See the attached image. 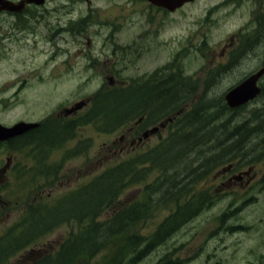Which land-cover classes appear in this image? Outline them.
<instances>
[{
    "label": "rangeland",
    "instance_id": "rangeland-1",
    "mask_svg": "<svg viewBox=\"0 0 264 264\" xmlns=\"http://www.w3.org/2000/svg\"><path fill=\"white\" fill-rule=\"evenodd\" d=\"M133 1L135 0H96L90 8L84 2H77L75 5L67 0H49L46 7L37 13L38 19L32 17V22L28 19L34 30H25L18 43H9L8 57L0 60V99L6 100L10 97L11 103H19L16 107L12 106L11 115L19 113L33 120H54L60 116L58 120L67 121L66 117L70 115H63L62 109L76 101H82L86 106L87 100L105 79L102 74L109 66L118 63L120 67L122 62L123 77L143 78L171 62L174 56L177 59V53L183 72L198 78V99L207 101L209 112L213 115L215 104L221 102L231 86L264 66V28L249 35L247 42H243V38H237L243 36L241 27L252 28L254 22L264 15V0L247 1L235 13H208L202 10V1L196 0L167 14L151 9L146 0H143L145 3L141 0L137 3ZM92 8L100 9L98 11H101V17L107 27L101 30L103 35L99 43L102 42L104 33L109 30L110 23L107 24V21L114 22L118 27L114 30L112 40L105 45L106 53L100 55L99 61L95 58H72L65 52L71 51L72 48L68 39L69 32L58 28L53 31L46 26H56L58 22L66 23L70 16H84L87 11L96 15L97 12ZM252 8L256 12L255 19H252ZM115 14L120 15L119 21L122 24L117 22L119 17L115 18ZM58 33L62 34L57 36ZM48 37H53V40ZM87 61H90L88 67ZM92 63L93 66H90ZM211 71L214 74L207 86L206 78ZM261 84L264 88V77ZM256 115H259L260 120ZM71 117L74 120L76 118ZM228 117L231 127L236 121L245 120L251 125L262 121L264 93L262 97L243 106L238 116L232 117L229 113ZM226 118V114L215 116L212 124L219 127ZM161 120H158L156 125ZM131 123L132 121L128 122L115 132L114 129L100 130L94 123L86 122L78 127L77 135L64 140L57 147L54 146L41 165L39 185L37 176L33 175V168H29L24 173L27 179L25 194L20 193L18 186H14L12 201L25 197V203H12L8 207L0 205V211L5 207L10 211L8 219L5 218L6 211L0 213V234L2 231L6 234L13 225L23 220L30 202H42L36 201V196L38 199L42 195L45 199H53L56 195L90 180L106 167L131 154L145 151L157 144L161 136L168 134V130H162L160 134L154 135L145 147L134 150L128 146L116 156L115 146L126 147L125 141L120 139L121 136L126 133L128 139L133 137L129 133ZM226 132L227 130L219 127L215 135L222 138ZM263 136L264 131L255 138L243 141V146L249 149L256 145L255 151L249 152L248 156L244 155L247 150L237 153V170L254 168L251 182L247 184L246 178L242 182L230 183L225 177H214L215 171L229 165V162L222 163L220 168L217 166L202 184L212 185L214 188L219 186L220 197L190 222L178 228L165 243L147 252L136 264H153L168 254L171 259L175 258L178 264H247L249 260L264 261V161H258L255 157L257 153L264 151ZM214 148L215 146L211 145L209 150L212 152ZM259 148L260 150L256 151ZM231 157L229 156V159ZM25 161L26 164L32 163L28 158ZM183 163V166L188 164V167H192L198 166L201 160L191 155V158L184 159ZM43 172L49 173V177L44 179ZM53 173L56 174L54 177ZM32 176L34 188H31L30 184ZM198 189L201 188L198 186ZM140 192L138 186L131 187L126 189L120 198L130 201L136 199ZM159 213L161 214L139 226L142 233L149 234L156 229L164 215ZM255 220L260 221L253 232H245L241 227H232L234 223L246 222L253 225ZM78 224L75 221L63 223L49 234L37 236L32 245L11 255L9 263L32 264L39 261L43 254L53 253L71 230L78 229ZM104 255L105 252L99 253L88 258V262L82 260L81 264H104Z\"/></svg>",
    "mask_w": 264,
    "mask_h": 264
},
{
    "label": "trees",
    "instance_id": "trees-1",
    "mask_svg": "<svg viewBox=\"0 0 264 264\" xmlns=\"http://www.w3.org/2000/svg\"><path fill=\"white\" fill-rule=\"evenodd\" d=\"M178 78L179 73L172 72L166 79L170 86L163 91L160 87L154 89L152 99L161 104L155 107V112L162 108L165 114H170L180 109L184 101L193 98L196 83L189 78L179 83ZM166 81L159 84L167 86ZM131 87L120 86L101 92L95 100L92 113L105 116L107 124L110 120L116 121L115 125L136 117L145 109L142 104L145 95L141 93L136 99ZM182 93H185V97L179 98ZM206 110L208 113H205ZM212 116L208 105L198 102L178 123V129L154 147L152 152L137 158L130 157L106 168L86 185L64 194L54 202L43 201L36 209L32 205L30 214L12 228L19 234L10 240H0V249L8 245L11 252L17 251L37 236L49 234L56 226L75 221L79 223L78 229L70 232L55 252L46 253L41 261L33 264H81L82 260L88 262V258L102 252H105L104 264H135L142 251L166 240V235L216 200L217 194L213 189H198L196 184L218 164L227 161L230 145L224 144L222 153L218 151L215 155H202L207 163L201 166L188 167L185 164L184 173L181 169L184 159H188L186 157L194 149L204 146L214 137L217 128L209 124ZM219 127L226 128L225 124ZM44 128L43 136L46 135L49 140L60 141L65 138L66 131L62 125ZM195 130L199 132L198 135V132L193 134ZM258 134L257 124L245 128L240 133L242 138L235 143L236 148L245 150L242 141ZM218 140L221 141L220 138ZM42 148H46L44 143ZM256 158L259 159V154ZM155 173V178L150 180V176ZM140 183H144L143 196L130 202L120 200L119 196L126 188ZM159 212L164 213V218L156 229L150 235L140 233L139 225L149 217L161 214ZM106 213L111 214L110 217L101 219Z\"/></svg>",
    "mask_w": 264,
    "mask_h": 264
},
{
    "label": "flooded vegetation",
    "instance_id": "flooded-vegetation-1",
    "mask_svg": "<svg viewBox=\"0 0 264 264\" xmlns=\"http://www.w3.org/2000/svg\"><path fill=\"white\" fill-rule=\"evenodd\" d=\"M13 1H19V0H13ZM95 1L96 0H86V4L91 6L93 3H95ZM247 1H252V0H202L203 2L202 7L204 8L205 11H229L234 8L239 9L244 4H246ZM22 15H23L22 13L19 14L17 12H11L8 9H3L0 11V60L8 57V47L10 40H12V36L17 34L16 30H19L24 27L23 23L17 20ZM12 18H14V20H12ZM12 31L14 33L13 35H12ZM10 104H11L10 100L4 101L3 99H0V117H2L0 119V123H3L5 126L10 127L11 125L17 123L20 120L28 119L26 118V116H21L19 113H14V115L12 116L11 115L12 107ZM236 112H239V109H235V112L234 110H232L233 117ZM28 137H34L35 148L37 147L40 148L42 143V124L40 123V125L35 129L26 131L18 135L9 136L0 140V205H5L6 207H8L10 204H12V198H11L12 186L17 183H19V185L24 184L25 181L24 171H26L28 167L29 168L34 167L32 165L26 164L25 160L27 159V154H30V157L33 158L35 163V168H37L38 166L37 165L38 154L36 150L34 148H29V149L27 148ZM232 137H233V133H232ZM124 139L125 136L122 137V140ZM134 141L135 140H133V142ZM246 177L247 175L244 176L243 174L240 173V171L239 174H235L234 172H232L230 174L229 181L231 183H238L236 181H243L245 180ZM262 178H264V176ZM25 201L26 198L23 197L20 198L19 200L16 201L14 200L13 202H16V204H18L19 202H21L19 204H24ZM6 207L5 209L1 210L0 213L6 211L5 218L8 219L10 216V211ZM259 221L260 220H255V223L253 225L247 224L246 227L248 229L254 228L256 230ZM3 235L4 234L2 231L0 237ZM7 250H8L7 247H4V249L2 250L0 249V264H10L9 257H7ZM166 264H170V262H167ZM247 264H264V261L262 262L258 260L255 261L249 260Z\"/></svg>",
    "mask_w": 264,
    "mask_h": 264
},
{
    "label": "water",
    "instance_id": "water-1",
    "mask_svg": "<svg viewBox=\"0 0 264 264\" xmlns=\"http://www.w3.org/2000/svg\"><path fill=\"white\" fill-rule=\"evenodd\" d=\"M26 1L30 2L33 0H23L20 3H6V5H10V9L12 10H20L25 6ZM37 2H42V0H34ZM152 2L168 7L171 10H174L178 6H180L184 0H151ZM8 7V6H7ZM264 73V67L259 71L253 73L245 80H243L240 84L232 88L226 95V98L230 105L237 106L239 104L245 103L248 100L255 97L260 92V87L257 85V81L259 77ZM34 124L21 122L15 127L5 128L6 132H9V135L21 132ZM5 132V133H6Z\"/></svg>",
    "mask_w": 264,
    "mask_h": 264
}]
</instances>
